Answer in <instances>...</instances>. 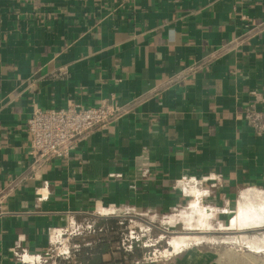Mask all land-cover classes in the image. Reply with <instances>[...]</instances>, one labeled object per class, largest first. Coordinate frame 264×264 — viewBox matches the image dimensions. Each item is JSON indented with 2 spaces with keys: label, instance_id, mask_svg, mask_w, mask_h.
Instances as JSON below:
<instances>
[{
  "label": "crops",
  "instance_id": "crops-1",
  "mask_svg": "<svg viewBox=\"0 0 264 264\" xmlns=\"http://www.w3.org/2000/svg\"><path fill=\"white\" fill-rule=\"evenodd\" d=\"M107 98L116 120L29 172L34 107ZM256 194L264 0H0V264H26L87 217L174 231L158 264H238L217 232ZM121 259L110 243L102 260Z\"/></svg>",
  "mask_w": 264,
  "mask_h": 264
},
{
  "label": "built area",
  "instance_id": "built-area-1",
  "mask_svg": "<svg viewBox=\"0 0 264 264\" xmlns=\"http://www.w3.org/2000/svg\"><path fill=\"white\" fill-rule=\"evenodd\" d=\"M120 109L113 98L100 101L95 106L68 104L61 109L41 110L34 107L26 120L28 135V155L30 156L29 172L40 171L43 164L55 159H66L73 149L75 141L84 138L94 130L103 129L116 120ZM87 226V234H96V229ZM116 242L112 249L120 252L121 260L105 261L103 264H158L166 262L171 256L167 247L169 242L163 235L151 236V226L135 230L131 226ZM128 230V232H127ZM85 236L79 226L64 228L48 237V246L41 254L29 255L26 264H74V255L80 245L73 239ZM102 241V240H99ZM164 242L167 247H161ZM110 244V242H109ZM160 248V249H159ZM145 250L143 256L127 259L133 250Z\"/></svg>",
  "mask_w": 264,
  "mask_h": 264
},
{
  "label": "rangeland",
  "instance_id": "rangeland-1",
  "mask_svg": "<svg viewBox=\"0 0 264 264\" xmlns=\"http://www.w3.org/2000/svg\"><path fill=\"white\" fill-rule=\"evenodd\" d=\"M263 205H264V195L256 194V195L245 196V198H242L238 202L237 211L235 212L233 210L234 212H232L230 216L233 218L232 224L231 225L228 224L229 226H227V228H224L223 230L217 232L220 236H222V244L224 248L225 247L230 248V246H233L239 250L240 256L238 259V264H264V248L261 246L263 245L262 243L264 241V225H262V223L256 222V220L252 218L254 216L253 214L256 215L259 213H263L264 210ZM241 206L247 207V209H245L244 212L242 211L240 213L239 211H241L240 209L242 208ZM98 218L100 217L86 218L88 219V223H89L87 224L92 226L91 229L95 228L97 233L93 235L91 233L87 234V229L85 228L84 231L85 236L74 238L73 239L74 244L80 246L81 245L90 246L96 244L99 240H106L107 242L113 243L116 242L118 239H120V237H122V235L124 234V229L118 230V228L121 227L124 228L126 226L127 227L131 226L135 230H138L139 228L138 226H135L133 222L129 221L127 225L126 224L114 225L115 222H112L108 224L110 226L107 227L106 225L105 227L99 229V227L98 228L96 227L97 223L99 222ZM118 219H116V221H118ZM194 219L195 220L200 219L201 221H203V217L201 219L199 213L196 212ZM239 219H241V221H238ZM148 225H150L152 228L151 236L157 237L159 235H163L164 240L169 242V237L172 236V233L174 231L168 232L167 230H165V232L160 234V232L157 231V228L155 226L151 224ZM205 227H206L205 225H201V224L198 226V228H205ZM179 229L180 230L175 229V233H184L183 229L181 228ZM252 242L255 244H253ZM160 245L161 247H167V245L164 244V242L160 243ZM247 253L249 257H245ZM74 261L76 263L75 255H74ZM222 262H224V264H230V259L229 258L224 259Z\"/></svg>",
  "mask_w": 264,
  "mask_h": 264
},
{
  "label": "trees",
  "instance_id": "trees-1",
  "mask_svg": "<svg viewBox=\"0 0 264 264\" xmlns=\"http://www.w3.org/2000/svg\"><path fill=\"white\" fill-rule=\"evenodd\" d=\"M138 249L133 250L128 254V260L132 259V255ZM109 251V242L106 240L98 241L90 246L81 245L78 252L75 254V264H103V256Z\"/></svg>",
  "mask_w": 264,
  "mask_h": 264
},
{
  "label": "bare ground",
  "instance_id": "bare-ground-1",
  "mask_svg": "<svg viewBox=\"0 0 264 264\" xmlns=\"http://www.w3.org/2000/svg\"><path fill=\"white\" fill-rule=\"evenodd\" d=\"M264 206V205H263ZM242 207V206H241ZM241 211H239L240 213L243 211H245V209H247V207H242L240 208ZM239 210V209H238ZM254 216L252 218H254L256 220V222L258 223H262V225H264V210H263V213H259V214H253ZM240 218V217H239ZM250 220V219H249ZM253 220V219H252ZM238 221H241V219H239ZM254 221V220H253ZM260 225V224H258ZM262 242V241H261ZM253 243V242H252ZM258 243V242H257ZM255 244V243H253ZM263 245H261L263 248H264V241L262 243ZM260 245V244H259ZM177 246V244L174 245V247ZM255 246V245H254ZM256 247V246H255ZM175 250H177V248H175ZM258 250V249H257Z\"/></svg>",
  "mask_w": 264,
  "mask_h": 264
}]
</instances>
